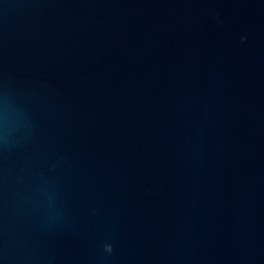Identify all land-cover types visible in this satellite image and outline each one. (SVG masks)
Here are the masks:
<instances>
[{
	"label": "water",
	"instance_id": "obj_1",
	"mask_svg": "<svg viewBox=\"0 0 264 264\" xmlns=\"http://www.w3.org/2000/svg\"><path fill=\"white\" fill-rule=\"evenodd\" d=\"M0 264H264V0H0Z\"/></svg>",
	"mask_w": 264,
	"mask_h": 264
}]
</instances>
